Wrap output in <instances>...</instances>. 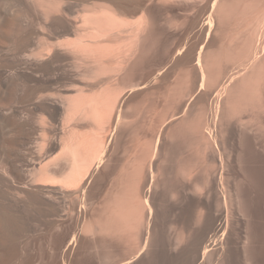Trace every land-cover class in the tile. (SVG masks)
Here are the masks:
<instances>
[{
    "label": "rangeland",
    "instance_id": "obj_1",
    "mask_svg": "<svg viewBox=\"0 0 264 264\" xmlns=\"http://www.w3.org/2000/svg\"><path fill=\"white\" fill-rule=\"evenodd\" d=\"M92 2L0 0V264H264V0Z\"/></svg>",
    "mask_w": 264,
    "mask_h": 264
},
{
    "label": "bare ground",
    "instance_id": "obj_2",
    "mask_svg": "<svg viewBox=\"0 0 264 264\" xmlns=\"http://www.w3.org/2000/svg\"><path fill=\"white\" fill-rule=\"evenodd\" d=\"M88 1V0H87ZM125 1V0H124ZM124 1H121V0H93V2H92V4L94 5V6H103L105 3V5L103 6L104 8L105 7H116L118 10H123L124 8L123 7H125L126 9L131 5H133L134 6V4H132V2H134V0H130L131 1V3H129V2H124ZM136 1H139V0H136ZM141 1V4H142V1L143 0H140ZM148 1V0H147ZM146 2V1H145ZM144 2V3H145ZM135 4H138V3H140V2H134ZM111 4V5H110ZM127 4H129V6L127 5ZM143 5V4H142ZM128 6V7H127ZM141 5H139L138 7H140ZM145 6V5H144ZM135 7V6H134ZM130 8V7H129ZM132 8V7H131ZM141 8H142V6H141ZM113 9V8H112ZM116 9V10H117ZM133 9H136V8H133ZM110 10V9H109ZM211 26V23H210V25H209V27ZM232 81V80H231ZM231 86V85H230ZM223 88V87H222ZM221 88V89H222ZM221 92V91H220ZM219 94V93H218ZM220 95V94H219ZM219 100V99H218ZM222 103V102H221ZM249 148V147H248ZM251 148H253V147H251ZM250 151H251V149H250ZM252 152V151H251ZM252 154V153H251ZM255 174V173H254ZM33 196H34V194H33ZM61 197V196H60ZM38 198V197H37ZM41 207V206H40ZM40 207H38L39 208V210H40ZM83 207V206H82ZM43 210V209H42ZM67 210V209H66ZM65 210V211H66ZM28 211V210H27ZM44 211V210H43ZM46 211V210H45ZM42 212V211H41ZM254 212V211H253ZM252 212V213H253ZM262 213V212H261ZM45 214V213H44ZM229 214V213H228ZM256 214V213H255ZM252 215H254V213L252 214ZM41 216H42V214H41ZM41 216H39V217H41ZM229 216H230V214H229ZM80 217V216H79ZM254 217V216H253ZM44 222V221H43ZM49 222V221H48ZM255 222L256 223H258V221H256L255 220ZM52 223V222H51ZM45 224V223H44ZM46 224H47V222H46ZM45 224V225H46ZM48 225V224H47ZM222 225V224H221ZM255 225H257V224H255ZM262 224H260L259 226H261ZM53 226V225H52ZM48 227V226H47ZM24 228H26L25 227V224L21 221V219H20V217L16 214V213H14V211H13V209L11 208V206H3V205H0V246H5L8 242H11L12 243V241H13V243L15 242V243H18L19 244V242H16V241H19L18 239H19V237H20V235H21V232L23 231V229ZM49 228V227H48ZM222 228V226H219V230ZM256 228V227H255ZM257 228H258V226H257ZM257 228H256V231H257ZM262 229V228H261ZM26 229H24V231H25ZM66 230H68V229H65V231ZM222 230V229H221ZM255 230V229H254ZM223 231V230H222ZM220 232V231H219ZM258 232V231H257ZM256 232V233H257ZM260 232V231H259ZM258 232V233H259ZM262 232V231H261ZM260 232V233H261ZM216 234V233H215ZM220 234V233H219ZM222 235V234H221ZM22 236V235H21ZM24 236V235H23ZM22 236V237H23ZM214 236V235H213ZM255 236V235H254ZM260 236V235H259ZM78 236L75 234L74 235V237H73V239H75V238H77ZM219 237L220 236H218V234H216L213 238H208V239H206L205 240V244H204V247H203V250L201 251V253H200V255H202V258H204V257H206V255L207 254H209L210 253V251L211 250H214V249H216L217 248V244H218V241H219ZM52 238V237H51ZM51 238H50V240H51ZM64 238V237H63ZM257 238V237H256ZM48 239V238H47ZM21 240V239H20ZM49 240V239H48ZM49 240V241H50ZM257 240V239H256ZM54 241V240H53ZM58 241V240H57ZM61 241V240H60ZM202 241V240H201ZM259 240H257V242H258ZM48 243V242H47ZM51 243H53L52 241H51ZM60 243V242H59ZM58 243V244H59ZM49 244V243H48ZM57 244V243H56ZM55 244V245H56ZM67 244V243H66ZM51 245V244H50ZM62 245V244H61ZM70 245V244H69ZM25 246V245H24ZM46 246V245H45ZM79 246V245H78ZM84 246V245H83ZM201 246H202V244H201ZM14 247H16L15 245H14ZM43 247V246H42ZM42 247H41V249H42ZM49 247V246H48ZM80 247V246H79ZM261 247V246H260ZM7 248V247H6ZM28 248V247H27ZM254 248V247H253ZM5 249V248H4ZM24 249V248H23ZM31 249V248H30ZM46 249V248H45ZM200 249V248H199ZM257 249V248H256ZM2 250V249H1ZM18 249H16V251H17ZM217 250V249H216ZM261 250V249H260ZM260 250H259V252H260ZM10 251V250H9ZM8 252V251H7ZM56 252V251H55ZM81 252V251H80ZM82 252H83V250H82ZM255 252V251H254ZM9 253V252H8ZM47 253H48V250H47ZM46 253V254H47ZM57 253V252H56ZM61 253V252H60ZM20 254V253H19ZM43 254V253H42ZM45 254V253H44ZM43 254V255H44ZM58 254V253H57ZM255 254V253H254ZM62 255V254H61ZM64 255V254H63ZM7 256V255H6ZM53 256H55L54 254H53ZM67 256V255H66ZM16 257V256H15ZM36 257V256H35ZM86 257V256H85ZM18 258V257H17ZM37 259H39L38 257H36ZM35 258V259H36ZM47 258V257H46ZM80 258V257H79ZM78 258V259H79ZM200 258H201V256H200ZM199 257H198V259H200ZM1 259V258H0ZM14 259H16V258H14ZM33 259H34V257H33ZM82 259H83V257H82ZM205 259V258H204ZM62 260V259H61ZM10 261H12V260H10ZM15 261V260H14ZM25 261V260H24ZM23 261V262H24ZM199 261V260H198ZM21 262V261H20ZM65 262V261H64ZM6 263V262H5ZM8 263V262H7ZM11 263V262H10ZM16 263H17V261H16ZM56 263V262H55ZM14 264V263H13ZM34 264H36V263H34ZM64 264H66V262L64 263ZM200 264V263H199Z\"/></svg>",
    "mask_w": 264,
    "mask_h": 264
}]
</instances>
